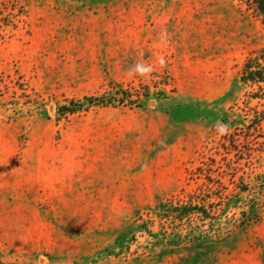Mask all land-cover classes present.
Instances as JSON below:
<instances>
[{
	"label": "rangeland",
	"instance_id": "374dc122",
	"mask_svg": "<svg viewBox=\"0 0 264 264\" xmlns=\"http://www.w3.org/2000/svg\"><path fill=\"white\" fill-rule=\"evenodd\" d=\"M262 47L245 0H0V264H264V215L193 245L141 229L264 172V124L229 129L264 108L236 83ZM114 84L141 108L55 117Z\"/></svg>",
	"mask_w": 264,
	"mask_h": 264
},
{
	"label": "trees",
	"instance_id": "16d2710c",
	"mask_svg": "<svg viewBox=\"0 0 264 264\" xmlns=\"http://www.w3.org/2000/svg\"><path fill=\"white\" fill-rule=\"evenodd\" d=\"M247 8L264 29V0H245ZM236 83L250 90V100L264 99V47L249 55ZM146 92H131L114 84L108 91L80 99L64 100L54 105L57 119L93 108L129 107L140 109ZM264 124V108L240 114L229 123V129L248 135ZM247 178V177H246ZM239 178L235 192L227 198L198 195L182 201H164L153 208L158 230L154 234L142 226L152 239L167 246L193 245L207 239H222L258 225L264 215V172L253 179ZM157 245L158 241L155 240Z\"/></svg>",
	"mask_w": 264,
	"mask_h": 264
}]
</instances>
